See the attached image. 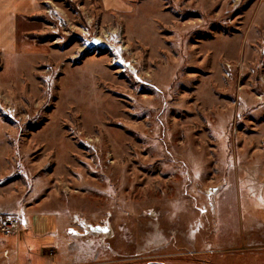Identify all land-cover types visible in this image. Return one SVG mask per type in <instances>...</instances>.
<instances>
[{"label":"rangeland","instance_id":"374dc122","mask_svg":"<svg viewBox=\"0 0 264 264\" xmlns=\"http://www.w3.org/2000/svg\"><path fill=\"white\" fill-rule=\"evenodd\" d=\"M39 4L0 54V206L98 256L264 264V0Z\"/></svg>","mask_w":264,"mask_h":264},{"label":"crops","instance_id":"0c3cea01","mask_svg":"<svg viewBox=\"0 0 264 264\" xmlns=\"http://www.w3.org/2000/svg\"><path fill=\"white\" fill-rule=\"evenodd\" d=\"M103 2L114 6L116 0ZM39 5V0H0V54L4 57L18 51L17 37L19 29L23 35V20L36 14ZM13 212L18 213L20 223L13 232L0 234V264H182L191 261V258L170 255L163 248L149 256H123L106 248L98 256L87 246L73 242L75 234L69 216L45 212L39 206L35 212H23L21 205L0 206V215Z\"/></svg>","mask_w":264,"mask_h":264},{"label":"built area","instance_id":"2783aa9c","mask_svg":"<svg viewBox=\"0 0 264 264\" xmlns=\"http://www.w3.org/2000/svg\"><path fill=\"white\" fill-rule=\"evenodd\" d=\"M152 217V216H150ZM154 218V217H152ZM17 226V222L16 221H11L9 219H5L1 225H0V232H5V233H11L15 230L14 227Z\"/></svg>","mask_w":264,"mask_h":264}]
</instances>
